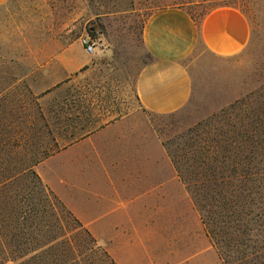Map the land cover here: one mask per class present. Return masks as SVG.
<instances>
[{"label": "rangeland", "instance_id": "obj_1", "mask_svg": "<svg viewBox=\"0 0 264 264\" xmlns=\"http://www.w3.org/2000/svg\"><path fill=\"white\" fill-rule=\"evenodd\" d=\"M172 6L185 8L197 22L217 7H237L252 20L254 38L248 49L232 57H216L199 46L188 60L192 62L195 87L189 103L174 113L145 112L140 116L150 121L167 150L179 153L191 137L210 127L207 124L215 113L239 99V107L231 112L263 120L257 146L264 167V0H9L0 5V181L6 182L1 186L0 202L4 241L10 239L8 214L13 205L21 211L51 207L41 181L31 171L62 145L54 140L70 123V113L103 107L111 112L145 111L136 93L138 74L153 59L144 45V26L154 12ZM83 38L96 44L92 72L65 83L69 70L59 56L64 49L79 53L80 46L84 48ZM29 166L31 171L11 177ZM48 210L50 214L55 212L53 207ZM36 215V221L43 219L41 213ZM67 220L64 224L72 229L75 223ZM175 223L168 218V237ZM80 232L75 230L72 235L87 244L86 235H78ZM19 239L25 241L24 237ZM167 240L162 241L164 252L170 247ZM90 253L96 264H110L103 250L95 247ZM200 254L193 243L182 255L173 259L169 256L168 264H200ZM212 255L210 251L209 264H223L216 247L214 258Z\"/></svg>", "mask_w": 264, "mask_h": 264}, {"label": "crops", "instance_id": "obj_2", "mask_svg": "<svg viewBox=\"0 0 264 264\" xmlns=\"http://www.w3.org/2000/svg\"><path fill=\"white\" fill-rule=\"evenodd\" d=\"M254 31L252 20L234 6L212 9L200 22L179 6L154 12L143 30L153 59L136 81L145 111L103 107L70 113V123L54 140L62 145L36 164L42 181L117 264H168L169 256L182 255L193 243L200 248V264H209L210 251L214 258L215 246L165 143L140 114L182 109L194 95L188 60L199 46L216 57H232L248 49ZM93 56L85 46L79 53L64 49L59 58L69 70L65 83L88 77ZM169 217L176 225L168 237ZM167 238L170 247L164 252Z\"/></svg>", "mask_w": 264, "mask_h": 264}, {"label": "trees", "instance_id": "obj_3", "mask_svg": "<svg viewBox=\"0 0 264 264\" xmlns=\"http://www.w3.org/2000/svg\"><path fill=\"white\" fill-rule=\"evenodd\" d=\"M240 103L238 99L215 113L210 127L191 137L179 153L167 152L223 264H264V167L257 146L263 120L231 112ZM27 171L31 166L11 177ZM31 173L41 181L55 212L50 214L48 206L21 211L13 205L8 214L10 239L4 241L0 202V264H96L90 253L95 247L110 264H117L36 171ZM5 184L0 181V191ZM37 212L43 219L36 221ZM66 218L75 223L72 229L64 224ZM75 230L86 235L87 244L72 235Z\"/></svg>", "mask_w": 264, "mask_h": 264}, {"label": "built area", "instance_id": "obj_4", "mask_svg": "<svg viewBox=\"0 0 264 264\" xmlns=\"http://www.w3.org/2000/svg\"><path fill=\"white\" fill-rule=\"evenodd\" d=\"M82 44L85 46L86 51L90 54L95 53L96 44L91 42L88 38L82 39Z\"/></svg>", "mask_w": 264, "mask_h": 264}]
</instances>
